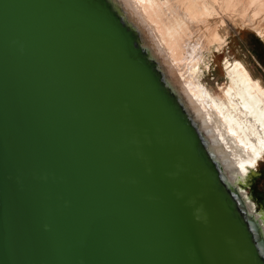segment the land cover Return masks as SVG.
Listing matches in <instances>:
<instances>
[{"label":"water","instance_id":"1","mask_svg":"<svg viewBox=\"0 0 264 264\" xmlns=\"http://www.w3.org/2000/svg\"><path fill=\"white\" fill-rule=\"evenodd\" d=\"M239 204L102 0H0V264H264Z\"/></svg>","mask_w":264,"mask_h":264},{"label":"bare ground","instance_id":"2","mask_svg":"<svg viewBox=\"0 0 264 264\" xmlns=\"http://www.w3.org/2000/svg\"><path fill=\"white\" fill-rule=\"evenodd\" d=\"M102 1L159 77L163 92L195 133L201 155L216 169L220 183L236 187L264 159V87L241 61L228 58L224 59L226 84L220 96L199 79L201 65L207 64L204 51L213 44L220 48L223 38L211 24L195 38L193 35L200 23L218 14L214 6L218 0ZM231 1L236 0L227 4ZM248 5L255 6L251 19L258 22L264 13V0H249ZM260 23L252 28L263 36L264 24ZM239 191L248 206L247 210L238 205L244 218L256 216L264 234V212L254 213L246 191L240 187ZM258 248L264 251L260 243Z\"/></svg>","mask_w":264,"mask_h":264},{"label":"rangeland","instance_id":"3","mask_svg":"<svg viewBox=\"0 0 264 264\" xmlns=\"http://www.w3.org/2000/svg\"><path fill=\"white\" fill-rule=\"evenodd\" d=\"M227 1L228 0H218L217 3H214L218 14L211 16L207 22L200 23L199 29L193 35V38H195L211 24V27H217L219 34L223 38L222 48H217L216 44H213L210 46L209 51H204V53L208 56L207 64L201 65L202 67L200 69L199 76L201 82L216 96H220L222 94L221 87H224L226 84L224 72L225 58H228L230 61H241L251 73L252 77L259 79L264 87V35H259L253 29L257 26V23L260 22L263 26L264 22L262 23V21L264 20V13H261L262 15H260L257 19L258 22H252L251 16L253 15V9H255V6L248 5L249 0L231 1L229 5L227 4ZM231 6L233 7L231 8ZM263 161L261 160L254 168L250 169L243 180L238 182V185L236 186L239 193V187L246 191V196L248 195L254 205V213L261 211L264 212ZM241 198L243 199L242 195ZM246 209L248 210L247 204ZM253 218L254 217H252V219ZM255 218V223L257 225L258 220L256 216ZM257 226L259 227V225Z\"/></svg>","mask_w":264,"mask_h":264},{"label":"flooded vegetation","instance_id":"4","mask_svg":"<svg viewBox=\"0 0 264 264\" xmlns=\"http://www.w3.org/2000/svg\"><path fill=\"white\" fill-rule=\"evenodd\" d=\"M262 239H264V234H263V232H262Z\"/></svg>","mask_w":264,"mask_h":264}]
</instances>
